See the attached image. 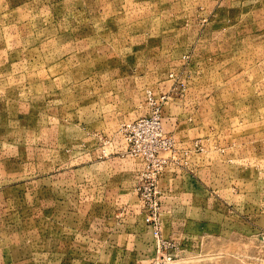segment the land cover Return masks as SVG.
Wrapping results in <instances>:
<instances>
[{
	"label": "rangeland",
	"instance_id": "rangeland-1",
	"mask_svg": "<svg viewBox=\"0 0 264 264\" xmlns=\"http://www.w3.org/2000/svg\"><path fill=\"white\" fill-rule=\"evenodd\" d=\"M0 264H264V0H0Z\"/></svg>",
	"mask_w": 264,
	"mask_h": 264
},
{
	"label": "built area",
	"instance_id": "built-area-1",
	"mask_svg": "<svg viewBox=\"0 0 264 264\" xmlns=\"http://www.w3.org/2000/svg\"><path fill=\"white\" fill-rule=\"evenodd\" d=\"M156 218V214H154V215H150L149 216V219L152 221V219H155Z\"/></svg>",
	"mask_w": 264,
	"mask_h": 264
}]
</instances>
